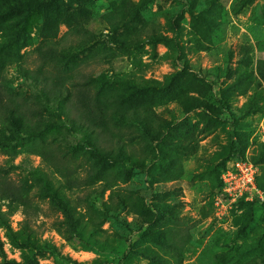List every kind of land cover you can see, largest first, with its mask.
I'll list each match as a JSON object with an SVG mask.
<instances>
[{
  "label": "rangeland",
  "instance_id": "rangeland-1",
  "mask_svg": "<svg viewBox=\"0 0 264 264\" xmlns=\"http://www.w3.org/2000/svg\"><path fill=\"white\" fill-rule=\"evenodd\" d=\"M190 2L185 7L180 0H41L29 15L27 45L15 46L17 60L0 77V98L30 112L31 125L40 123L38 112L61 117L59 108L45 111L55 109L53 102L41 100L42 88L51 87L48 79L68 89L65 108L75 116L77 97L97 99L104 108L123 99L117 108L124 118L107 124L104 139L105 147L125 151L104 161L89 138L70 127L62 131L65 140L54 138L56 129L21 139L0 119V129L7 130V138H0V180L5 175L17 186L28 181L30 206L1 198L0 205L11 215L14 232L26 209L34 240L57 252L44 249L33 264H119L124 253L131 254L130 264H155L143 252L158 254L163 264H263L264 201L245 198L225 210L217 205L225 186L221 191L215 176L235 149L252 161L264 148V0L241 12V0ZM175 21L182 32V62L170 44L145 33L154 29L173 38ZM77 44L62 59L64 67L44 61L50 48L71 50ZM22 70L37 77L39 87ZM50 148L56 152L44 157ZM57 155L64 157L56 160ZM261 165H255L259 181ZM57 167L76 179L69 194L80 215L82 242L64 236L62 215L39 195L45 182L37 171L61 178ZM103 183L110 188L103 199L88 200L89 187ZM114 193L123 195L127 207L107 214L103 204ZM6 236L0 226V264H25L31 249Z\"/></svg>",
  "mask_w": 264,
  "mask_h": 264
},
{
  "label": "trees",
  "instance_id": "trees-1",
  "mask_svg": "<svg viewBox=\"0 0 264 264\" xmlns=\"http://www.w3.org/2000/svg\"><path fill=\"white\" fill-rule=\"evenodd\" d=\"M183 2L184 6H192L190 0H180ZM209 4L214 0H207ZM255 0H241L239 3V11L241 12L243 9L251 4ZM41 6V0H0V77L2 73L5 71L7 67H10L16 58V48L15 46L20 41H23L24 47L27 45L26 35L24 32L28 28L27 22L29 15L37 10ZM118 20L124 21V18L117 16ZM173 38H168L167 36H162L159 32L154 29H146V34L148 35L151 41H165L170 44L177 53L178 60L182 62L184 53L183 46L179 42V38L181 36V31L178 25V22L175 21L173 23ZM74 33L76 35L80 34L79 29L74 28ZM22 37L25 39H22ZM80 45L71 47V50L67 48H62L60 50H56L50 48L47 54L44 55V61L48 60L53 61L59 64V68L64 67V63L62 59L71 56L72 52H75L79 49ZM68 63V61H66ZM22 75L28 81H31L36 87H39V79L33 75H29L27 70H22ZM74 81V80H73ZM51 83L50 86H46L42 88L41 100L44 103L48 104V102H53L55 109L50 107H46L45 111L59 110L60 118L56 119L54 116H46L44 117L42 112H38L39 116V124L31 125L29 121L30 112L23 111L17 104L13 103H5L3 98H0V119H2L4 125H10L15 133L21 139L33 138L39 135H43V132L52 130H58L57 134H55L54 138L66 139L68 136L63 134V129L71 128L75 133H83L87 136L92 143L93 153L99 157L101 160L110 161L114 156L118 155V157H123L125 151L117 147V151H114L112 147H105L106 139L105 134L109 130L108 123H114L117 118H124V113L122 110L117 108L118 105H121L123 99L109 100L112 102L111 104L104 106L96 99L85 101L82 97H77L78 106H76L77 113L76 116L71 109H66L65 103L69 99V91L64 88V92L60 90V88L56 87L58 84L54 79L49 80ZM13 103V104H12ZM116 103V105H114ZM74 104V103H73ZM105 104V103H104ZM226 107V105H225ZM94 110V111H93ZM35 113V112H34ZM33 113V115H34ZM61 127V128H60ZM65 127V128H64ZM103 127V131H99V128ZM146 128V126H145ZM7 130L0 129V138H7ZM54 135V134H53ZM2 141V139H0ZM109 144V143H107ZM236 148V144L233 143L232 149ZM56 152V148H50L44 150V157L47 158L49 154H52V151ZM233 157L229 159H245V156H241L240 151L235 149L233 153ZM56 160H61L62 157H58ZM49 157V156H48ZM54 159L53 157H50ZM228 160V159H224ZM255 165H260V163L264 164V148L262 154L257 158V160H252ZM228 163V162H227ZM226 163V164H227ZM56 167V164H52ZM226 165H223L225 168ZM264 170V165L261 167ZM223 170V169H222ZM221 170V171H222ZM57 173L60 174L61 178H56L55 172L53 174H49L44 170H38L37 174L40 178H42L45 182L43 187L40 186L39 195L43 197H47L52 201L53 208L56 209L63 217L60 224L66 226L64 229V236L70 240L84 241V234L82 232V224L79 219L78 209L75 206V202L72 200L69 191L72 190L73 185L76 183V179L72 176H69L67 170L65 168L61 169L57 167ZM217 185L221 188L224 186L223 181L221 179V172H219V178L216 175ZM65 179V180H63ZM102 179L99 177V182ZM75 182V183H74ZM257 187L259 190L264 192V180H257ZM109 185L106 183L101 184L99 188L89 187L88 189V200H101L105 196L106 192L109 190ZM28 191H29V183L28 181H23L20 186H17L10 182L7 179V176H2L0 180V198L3 201H10L11 205L16 204L19 207L29 208L30 203L28 199ZM220 191V192H221ZM223 193V192H222ZM245 200L244 198H241ZM240 199V200H241ZM255 201V200H254ZM253 201V202H254ZM249 202V201H248ZM251 202V203H253ZM127 207V201L120 193H114L110 196L109 202L107 204H103V210L107 214H112L114 212L118 213L121 210H124ZM25 212L26 209H24ZM24 212L25 220L22 223V227L19 232H14L10 224L11 215L9 212H4L2 206L0 205V226L6 229V237L9 239L11 243L16 246H19V238L21 239V244H25L29 247L30 255L25 256V264H33L36 263L37 255L41 254V252L45 249L50 251L54 255H56L55 248L51 245H47L45 248L41 247L38 242H36L33 238L34 231L30 222L28 221L27 215ZM112 217V216H111ZM146 225V222L140 223V226L143 227ZM132 253H134L133 248ZM140 253V252H137ZM141 256L146 257L149 261L155 264H163L160 261L158 254L150 253L146 254L145 252L140 253ZM132 261L130 253H124L119 261V264H130ZM264 264V255L259 258ZM5 264H16L15 262H6ZM105 264H115L113 260L105 261Z\"/></svg>",
  "mask_w": 264,
  "mask_h": 264
},
{
  "label": "built area",
  "instance_id": "built-area-1",
  "mask_svg": "<svg viewBox=\"0 0 264 264\" xmlns=\"http://www.w3.org/2000/svg\"><path fill=\"white\" fill-rule=\"evenodd\" d=\"M264 138V123L261 125ZM249 155V154H248ZM259 175V169L247 156L245 159L231 160L221 171V179L224 184L223 193L218 197V206L230 208L241 198L253 202L258 196L264 201V194L257 188L256 180Z\"/></svg>",
  "mask_w": 264,
  "mask_h": 264
}]
</instances>
